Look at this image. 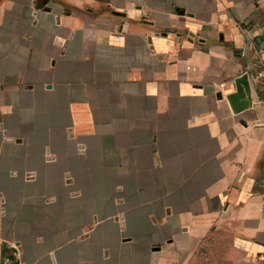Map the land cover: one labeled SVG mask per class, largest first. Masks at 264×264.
<instances>
[{"label":"crops","instance_id":"1","mask_svg":"<svg viewBox=\"0 0 264 264\" xmlns=\"http://www.w3.org/2000/svg\"><path fill=\"white\" fill-rule=\"evenodd\" d=\"M261 39L264 0H0V264H264Z\"/></svg>","mask_w":264,"mask_h":264},{"label":"built area","instance_id":"2","mask_svg":"<svg viewBox=\"0 0 264 264\" xmlns=\"http://www.w3.org/2000/svg\"><path fill=\"white\" fill-rule=\"evenodd\" d=\"M260 60H261V73L259 78L261 79V87L263 93V100H264V50L260 53Z\"/></svg>","mask_w":264,"mask_h":264},{"label":"water","instance_id":"3","mask_svg":"<svg viewBox=\"0 0 264 264\" xmlns=\"http://www.w3.org/2000/svg\"><path fill=\"white\" fill-rule=\"evenodd\" d=\"M261 41H264L263 39H261ZM260 43V42H259ZM261 50H264V48H262Z\"/></svg>","mask_w":264,"mask_h":264}]
</instances>
